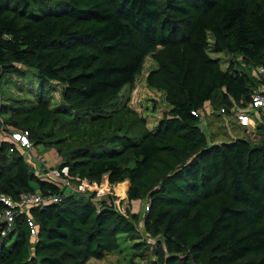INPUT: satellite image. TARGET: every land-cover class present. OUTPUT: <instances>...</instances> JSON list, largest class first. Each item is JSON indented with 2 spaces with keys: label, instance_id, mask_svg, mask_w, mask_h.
Segmentation results:
<instances>
[{
  "label": "trees",
  "instance_id": "16d2710c",
  "mask_svg": "<svg viewBox=\"0 0 264 264\" xmlns=\"http://www.w3.org/2000/svg\"><path fill=\"white\" fill-rule=\"evenodd\" d=\"M147 56L146 83L169 107L152 128L122 96ZM260 66L264 0H0V82H38L33 99L0 86V214L1 198L63 193L15 131L53 148L57 174L80 189L14 208L0 264H86L127 241L128 264L151 251L150 264H264V109L252 131L232 116L263 81ZM192 111L247 135L213 141ZM101 182L112 191L96 200Z\"/></svg>",
  "mask_w": 264,
  "mask_h": 264
},
{
  "label": "rangeland",
  "instance_id": "374dc122",
  "mask_svg": "<svg viewBox=\"0 0 264 264\" xmlns=\"http://www.w3.org/2000/svg\"><path fill=\"white\" fill-rule=\"evenodd\" d=\"M211 57L221 58L222 67L224 68L228 63V57L223 52H210ZM154 66L151 58L147 56L144 60L143 68L141 74L136 76L135 85L132 90H128L124 88L122 92L123 97H127L129 99V105L134 110H136L140 115L145 117L148 122V126L150 128L154 127L159 120L163 117V115L168 110V104L164 100V95L150 88L146 83V76L148 71ZM31 82V85L29 84ZM19 79L15 76H11L8 78H3L0 82V86L4 96H8L13 99H33L35 98L34 89L38 87L37 79H24L21 89L17 88V84H19ZM34 83V87L32 85ZM49 96L52 97L53 105H58L60 103V85L54 84V88L51 89L48 86ZM208 106H206L207 108ZM229 121V122H228ZM230 119L220 116V115H205L203 120V129L205 130L208 136L212 137L213 141H229L235 137H246V132L243 131L242 128L233 126ZM32 143V142H31ZM42 149L46 150V155H48V161L51 162L55 160V156H57L55 150L50 147H45L42 144L33 145V153L36 155V152H41ZM43 153V152H42ZM44 154V153H43ZM46 158V157H45ZM42 161V160H41ZM56 164L52 166V169H56ZM47 169L44 171L46 172ZM140 213L144 210L143 202L139 204ZM140 226V223L137 224ZM131 242H122L121 250L113 252L107 255L105 258L98 260L95 258H90L86 264H128L129 259L131 257V252L133 251L130 247ZM146 258H142L150 262L153 257L152 251L149 252ZM140 257H136L135 260H140Z\"/></svg>",
  "mask_w": 264,
  "mask_h": 264
},
{
  "label": "built area",
  "instance_id": "2783aa9c",
  "mask_svg": "<svg viewBox=\"0 0 264 264\" xmlns=\"http://www.w3.org/2000/svg\"><path fill=\"white\" fill-rule=\"evenodd\" d=\"M254 74L262 79L263 81L260 84L253 88L251 92V101L244 108H234L233 109V119L242 126L252 131L256 125V117L258 115L257 112L259 109H264V66H260L256 68ZM223 111V110H221ZM192 114L197 115V112L192 111ZM200 120L203 121L201 114H198ZM13 140L16 142V146L20 147L23 151V156L30 162H36L39 166H42L43 169L46 170V179L54 184L59 185L63 188V193L61 194H50L46 196H42L39 193H23L20 195L18 203H13L9 198H1V200L9 206L6 210H4L0 214V221L3 222V225H6V228L1 231V235H5L11 228L13 216H14V208L18 207L21 211L26 209L31 204L42 203V202H56L61 200L62 197L70 193H79L80 189L77 188L76 185L67 181L66 179L61 178L53 167H49L38 155L33 153V144L29 140L27 131H15L11 133ZM12 151V148H10ZM42 160V161H41ZM99 191L96 194V200H100L101 198H105L107 195L111 194V186L106 182H101L99 184ZM144 209H148L145 205ZM28 225L30 227V233L35 234V226L31 220V218L27 219ZM138 264H150L147 260H139Z\"/></svg>",
  "mask_w": 264,
  "mask_h": 264
},
{
  "label": "crops",
  "instance_id": "0c3cea01",
  "mask_svg": "<svg viewBox=\"0 0 264 264\" xmlns=\"http://www.w3.org/2000/svg\"><path fill=\"white\" fill-rule=\"evenodd\" d=\"M44 154H43V153ZM46 153V150L45 149H42L41 152H36V155H38V157H40L49 167H52L54 166L55 164L57 165L59 163V157L58 156H55V160H52L51 162L48 161V155L45 154ZM46 157V158H45Z\"/></svg>",
  "mask_w": 264,
  "mask_h": 264
}]
</instances>
